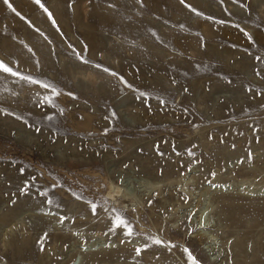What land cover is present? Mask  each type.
<instances>
[{
	"label": "rangeland",
	"instance_id": "374dc122",
	"mask_svg": "<svg viewBox=\"0 0 264 264\" xmlns=\"http://www.w3.org/2000/svg\"><path fill=\"white\" fill-rule=\"evenodd\" d=\"M41 4L0 0V264H264V0Z\"/></svg>",
	"mask_w": 264,
	"mask_h": 264
},
{
	"label": "snow or ice",
	"instance_id": "6c2138e0",
	"mask_svg": "<svg viewBox=\"0 0 264 264\" xmlns=\"http://www.w3.org/2000/svg\"><path fill=\"white\" fill-rule=\"evenodd\" d=\"M34 2H36L37 4H40V6L43 8V4H41V0H34ZM183 2V0H182ZM223 2V0H221V3ZM5 3L7 4L8 3V0H5ZM9 7H11V5L9 4ZM45 11H47V9L45 8L44 9ZM49 17L51 18V13H49ZM30 23V22H29ZM75 52V50H74ZM76 55V58L77 60H79L80 63L82 64H85V65H89L91 66L92 68H95L99 71H102L104 73H107L111 76H117L118 74L115 73L114 71H112L110 68L106 67L105 65L103 64H100V63H96L94 61H91L85 57H83L80 53H75ZM0 72H3V73H8L12 76H20V73L14 71L11 67L7 66L3 61H0ZM257 75H259V72H257ZM25 79L29 80L30 82H33V83H40L42 87L44 88H50L51 85L48 84V83H45V82H41V81H32L30 77H24ZM121 82L125 83L127 85V82L123 80V78L121 77ZM128 87H131V85H127ZM52 91L53 93L56 92V89L55 88H52ZM69 95H72V93H69ZM141 95H145L144 93H141ZM47 99L45 100V103H47ZM161 103H164V101L161 100ZM48 119H52L51 116L47 117ZM160 155H163V153H160ZM189 171H191V169H189ZM214 175V173H213ZM215 186V185H214ZM31 185H26L24 188L21 189V193L22 194H26V192L30 189ZM47 203L51 204V201H47ZM151 203V202H149ZM191 219H192V214H190L188 216V220L189 222H191ZM122 224L123 226L127 227L128 228V231L125 233V235H131L132 232H131V227L130 225H128V222L126 220H123L122 221ZM120 225H118L119 227ZM200 227H203V222H201V224L199 225ZM190 232H191V229H190ZM47 239V233L44 234V236L41 238V241H38V243H41L43 240H46ZM157 244H160L162 243L160 240H156L155 241ZM139 251V250H138ZM185 253L187 254L188 256V260L190 262V264H199V262L192 256V253L189 249L185 248L184 249Z\"/></svg>",
	"mask_w": 264,
	"mask_h": 264
},
{
	"label": "water",
	"instance_id": "95a60500",
	"mask_svg": "<svg viewBox=\"0 0 264 264\" xmlns=\"http://www.w3.org/2000/svg\"><path fill=\"white\" fill-rule=\"evenodd\" d=\"M79 263V261H76V262H73L72 264H78Z\"/></svg>",
	"mask_w": 264,
	"mask_h": 264
},
{
	"label": "bare ground",
	"instance_id": "6f19581e",
	"mask_svg": "<svg viewBox=\"0 0 264 264\" xmlns=\"http://www.w3.org/2000/svg\"><path fill=\"white\" fill-rule=\"evenodd\" d=\"M75 262V261H74Z\"/></svg>",
	"mask_w": 264,
	"mask_h": 264
}]
</instances>
